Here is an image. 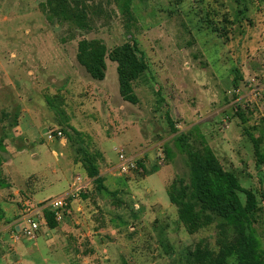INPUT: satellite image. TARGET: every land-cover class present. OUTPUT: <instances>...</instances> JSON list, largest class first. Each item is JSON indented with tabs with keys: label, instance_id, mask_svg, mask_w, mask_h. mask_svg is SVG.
I'll list each match as a JSON object with an SVG mask.
<instances>
[{
	"label": "rangeland",
	"instance_id": "obj_1",
	"mask_svg": "<svg viewBox=\"0 0 264 264\" xmlns=\"http://www.w3.org/2000/svg\"><path fill=\"white\" fill-rule=\"evenodd\" d=\"M72 2L82 17L59 21L48 0H0V138L8 137L0 149V202L13 209L9 223L18 217L23 229L24 205L40 207L73 190L78 176L87 177L85 157L114 194L92 181L71 198L65 229L46 221L33 239L10 226L18 242L3 239L0 264H197L192 252L216 249L221 221L190 234L175 207L163 208L170 203L167 172H174L169 183L189 182L174 139L195 127L222 166L256 194L253 246L264 260V0ZM83 39L102 41L109 52L130 43L143 53L149 71L134 84L137 105L122 99L108 55L102 81L79 64ZM191 143L200 147L196 133ZM120 153L160 170L144 177L138 166L123 174ZM46 237L54 240L49 247Z\"/></svg>",
	"mask_w": 264,
	"mask_h": 264
},
{
	"label": "trees",
	"instance_id": "obj_2",
	"mask_svg": "<svg viewBox=\"0 0 264 264\" xmlns=\"http://www.w3.org/2000/svg\"><path fill=\"white\" fill-rule=\"evenodd\" d=\"M49 12L57 16L59 21L79 19L81 14H75L72 0H48ZM117 63L119 90L122 99L133 105L139 103L134 91L135 82L146 72L149 65L143 53L136 45L125 43L115 47L110 52L99 40H80L77 50V61L88 74L102 81L106 77V61ZM173 133L179 131L171 118L167 117ZM195 131V132H194ZM194 131L178 133L174 139L177 151L187 158L189 167V182L183 180L173 182L175 202L179 220L188 233H196L200 228L220 220L218 224V239L216 249L208 246L198 247L192 252L197 264H264L254 248L259 244L252 230L251 216L258 210L256 194L244 188L238 177L226 170L208 142L206 137L194 128ZM193 133L200 141V147L191 143ZM252 141L254 140L253 137ZM257 147V141L254 140ZM3 139L0 138V149H3ZM165 154L171 158L173 149H165ZM87 175L92 178L99 192L113 196L100 176L98 166L91 158L81 161ZM245 196V201L240 197ZM45 219L50 228L57 226L53 214L45 211Z\"/></svg>",
	"mask_w": 264,
	"mask_h": 264
},
{
	"label": "built area",
	"instance_id": "obj_3",
	"mask_svg": "<svg viewBox=\"0 0 264 264\" xmlns=\"http://www.w3.org/2000/svg\"><path fill=\"white\" fill-rule=\"evenodd\" d=\"M255 80L253 79L252 82ZM251 93L254 97H258L261 94V89L258 85H254ZM62 133L59 132V135ZM142 169V164L137 163L135 157H127L124 153L119 154V164L118 168L121 173L126 175H134L137 170ZM79 189H73L70 192L63 194L59 197L50 199L45 203L41 204L40 207H35V205L26 203L24 205L23 223L24 228L21 231L24 233L25 237L33 239L35 238L36 232L41 229L43 224H46L45 211H50L56 222L61 223L64 219L70 215L71 212V198H74Z\"/></svg>",
	"mask_w": 264,
	"mask_h": 264
},
{
	"label": "crops",
	"instance_id": "obj_4",
	"mask_svg": "<svg viewBox=\"0 0 264 264\" xmlns=\"http://www.w3.org/2000/svg\"><path fill=\"white\" fill-rule=\"evenodd\" d=\"M31 127V126H30ZM30 127H29V137H31V139H32V141H34L33 140V134L31 133L32 132V130L30 129ZM18 135V133H15V136H17ZM8 138V137H7ZM7 138H4V140H3V143H2V145H3V151L5 150V148L7 149V147H6V142L8 141L7 140ZM26 140L27 141H29L30 139L28 138H26ZM170 159V158H169ZM170 164H168L167 166H164V167H168ZM160 166L161 165H159V164H150V163H148V162H146V163H144V165L142 164V169L144 170V177H148V176H151V175H154V174H156L160 169ZM3 170H4V172L5 173H8V172H6V167H3ZM100 170V169H99ZM87 174V173H86ZM174 174V172L172 173H168L167 172V183H166V192H167V195H168V198H169V204H167V203H165V204H163L162 206H163V208H171V206H173V207H175L176 208V210H177V206H176V202H175V194H174V185H173V182L174 181H172V182H170L169 183V181H170V178L172 177V175ZM4 176V175H3ZM100 176H102V174H101V172H100ZM88 177V178H87ZM87 177H81V176H78L77 178H76V180H77V184H74L73 185V188L75 189H79V191L78 192H80V193H83V192H87L86 190H87V188L88 187H90V185H91V183H92V181H94L92 178H90L88 175H87ZM104 179H105V177L104 176H102ZM173 180V179H172ZM104 184H105V186L107 187V185H106V179L104 180ZM108 188V187H107ZM108 190L109 191H111L109 188H108ZM77 202H78V200L77 199H74L73 200V205H74V207L76 208V205H77ZM33 203H35V202H33ZM39 203V202H38ZM3 205H5V207H4V210L1 208ZM72 209V208H71ZM81 208H77L76 210L78 211V210H80ZM73 210V209H72ZM71 210V211H72ZM74 211H75V209H74ZM74 211H73V214H74ZM7 213H9V217H7L6 218V215H7ZM72 214V212H70V215ZM12 215H13V209L12 208H10L8 205H6L3 201H1L0 202V243H5V246L7 245L6 244V242H5V240H6V238H7V236L9 237V238H11V239H13L14 240V243H15V245H17V239H14L13 238V235H11L10 234V232H9V227L10 226H15V231L17 232V231H21V223H17V220H18V217H17V219L14 221V222H11V223H9V219H11V217H12ZM20 215V214H19ZM18 215V216H19ZM70 215H68L67 216V218H72V216H70ZM70 216V217H69ZM67 218H65L64 220H67ZM23 223V222H22ZM6 224V225H5ZM24 224V223H23ZM3 225V226H2ZM56 227H59L60 229H65L66 227H67V222L66 221H63V222H61V223H58L57 224V226ZM45 236H48V234H46ZM5 238V240H3ZM48 239V240H47ZM46 244H47V246L49 247V242H52V241H54L53 239H49V238H47L46 237ZM60 242L62 243V242H64V239H61L60 240ZM9 246H12V245H9ZM63 246H65V244H58L56 247L59 249V248H62ZM38 248V247H37ZM39 249V248H38ZM36 251H38L37 249H36ZM8 255H5V257H2L1 259L2 260H6V257H7Z\"/></svg>",
	"mask_w": 264,
	"mask_h": 264
}]
</instances>
